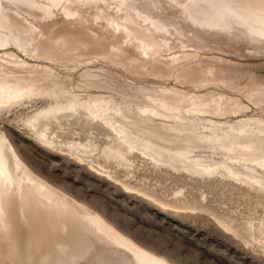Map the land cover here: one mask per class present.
<instances>
[{"label": "bare ground", "instance_id": "1", "mask_svg": "<svg viewBox=\"0 0 264 264\" xmlns=\"http://www.w3.org/2000/svg\"><path fill=\"white\" fill-rule=\"evenodd\" d=\"M171 1L181 5L194 23L215 29L239 24L264 37V0ZM142 3L141 8H135L128 0H0V50L14 47L44 64L29 66L9 52L0 54V117L7 115L3 121L11 124L10 115L19 113L14 121L18 119L40 142L89 160L99 151L107 161L131 170L134 157L141 156L156 167L181 169L192 176L221 179L234 188L264 194V123L246 128L212 119L234 98L220 93L219 100L202 101L198 107L175 113L166 98L174 91L160 90L150 108H140L137 114L129 111L136 116L135 125L128 112L114 107L111 97L81 95L82 89L108 87L112 79L108 71L87 68L79 78L57 71L103 60L139 81L165 83L175 77L183 86L193 82L233 88L222 70L176 68L177 61L183 59L172 55L176 47L187 50L190 60L196 59L200 55L196 51L202 48L176 38L177 33L153 16L148 0ZM216 61L225 62L222 58ZM253 92L248 93L252 99L264 96ZM48 99L55 104L29 111V104ZM163 120L174 123L176 141L165 140L151 130L142 135L137 129L147 132L151 123ZM80 123L111 130L105 147L100 150L91 135L80 140L79 129L74 128ZM66 126L71 129L67 131ZM187 130L194 138L186 137ZM197 149L210 155L195 154ZM261 205L264 207V201ZM252 230L264 241V230L258 225ZM97 244L123 250L136 264H170L38 175L1 133L0 264H79Z\"/></svg>", "mask_w": 264, "mask_h": 264}, {"label": "rangeland", "instance_id": "2", "mask_svg": "<svg viewBox=\"0 0 264 264\" xmlns=\"http://www.w3.org/2000/svg\"><path fill=\"white\" fill-rule=\"evenodd\" d=\"M128 4L135 8L143 5L142 0H128ZM148 5L157 20L177 33L176 38L183 37L202 48L196 51L200 53L198 59L190 60L187 50L176 47L172 55L183 58L177 61L180 64H176V68L198 70L204 67V70L223 71L226 82L233 88H222L212 83L197 86L193 82L183 86L177 84L175 77L165 83L139 81L103 60L76 64L71 70L55 67L57 71L63 75L69 73L74 78H79L87 68L108 71L112 76L108 87L82 89L81 95L111 97L114 107L128 112L135 125L134 114L140 113V108H150L160 90L174 91L166 98L171 100L175 113L198 107L202 101L211 103L219 100L220 93H225V98L232 97L235 101L224 107L220 116H212L215 122L241 124L246 128L264 123V96L252 99L248 95L250 91H254L252 94H264V37L250 33L239 24L215 29L194 23L175 1L148 0ZM2 50L1 55L9 52L15 60L27 61L29 66L44 65L25 57L14 47ZM217 58L226 63L216 61ZM54 104L55 100L48 99L27 107L31 112ZM237 106L243 110L239 111ZM13 113L10 115L11 124L3 121L7 115L0 117V134L9 137L27 164L50 184L100 214L138 246L170 264H264V241L259 240L252 230L256 225L264 230V207L261 205L264 194L256 195L249 193L247 188H234L232 183L221 179L192 176L181 169L156 167L141 156H135L133 168L125 170L115 161H107L99 151L95 153L94 160L63 152L40 142L27 128L18 124V119L14 121L19 113ZM173 127L175 125L170 121H157L149 125L147 132L176 141ZM64 128L67 131L71 129L69 126ZM74 128L79 129L82 141L91 135L100 150L112 134L111 130L98 124L88 127V124L80 123ZM137 129L142 135L150 134L145 129ZM185 135L194 138L189 130ZM195 152L210 155L203 149ZM79 264L136 263L123 250L97 244Z\"/></svg>", "mask_w": 264, "mask_h": 264}]
</instances>
